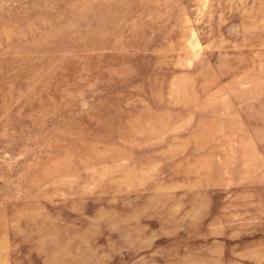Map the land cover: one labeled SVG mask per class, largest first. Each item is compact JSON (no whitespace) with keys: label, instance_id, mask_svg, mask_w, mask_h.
<instances>
[{"label":"rangeland","instance_id":"374dc122","mask_svg":"<svg viewBox=\"0 0 264 264\" xmlns=\"http://www.w3.org/2000/svg\"><path fill=\"white\" fill-rule=\"evenodd\" d=\"M0 241L264 264V0H0Z\"/></svg>","mask_w":264,"mask_h":264},{"label":"bare ground","instance_id":"6f19581e","mask_svg":"<svg viewBox=\"0 0 264 264\" xmlns=\"http://www.w3.org/2000/svg\"><path fill=\"white\" fill-rule=\"evenodd\" d=\"M32 218H33V217H32ZM29 219H31V218H29ZM4 232H5V231H4ZM42 236H43V235H42ZM48 238H50V237H48ZM0 242H3V241H0ZM2 245H3V244H2ZM38 245H39V244H38ZM49 245H50V244H49ZM49 245H48V246H49ZM5 246H6V245H5ZM36 246H37V245H36ZM45 246H46V245H45ZM0 247H1V246H0ZM51 247H52V245H51ZM53 247H54V246H53ZM2 248H4V247H2ZM2 248H1V249H2ZM47 248H49V247H47ZM2 250H3V249H2ZM2 264H3V263H2Z\"/></svg>","mask_w":264,"mask_h":264}]
</instances>
